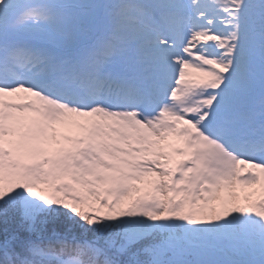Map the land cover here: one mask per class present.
Here are the masks:
<instances>
[{"label": "snow or ice", "instance_id": "obj_1", "mask_svg": "<svg viewBox=\"0 0 264 264\" xmlns=\"http://www.w3.org/2000/svg\"><path fill=\"white\" fill-rule=\"evenodd\" d=\"M0 264H264V0H0Z\"/></svg>", "mask_w": 264, "mask_h": 264}, {"label": "rangeland", "instance_id": "obj_2", "mask_svg": "<svg viewBox=\"0 0 264 264\" xmlns=\"http://www.w3.org/2000/svg\"><path fill=\"white\" fill-rule=\"evenodd\" d=\"M240 194H241V196L243 195V190H240Z\"/></svg>", "mask_w": 264, "mask_h": 264}]
</instances>
